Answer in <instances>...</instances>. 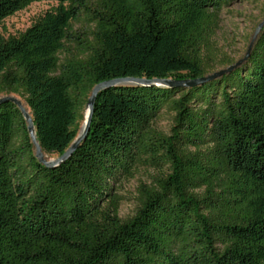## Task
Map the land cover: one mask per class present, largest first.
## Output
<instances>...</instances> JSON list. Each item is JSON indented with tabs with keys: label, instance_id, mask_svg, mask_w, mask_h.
I'll return each mask as SVG.
<instances>
[{
	"label": "trees",
	"instance_id": "1",
	"mask_svg": "<svg viewBox=\"0 0 264 264\" xmlns=\"http://www.w3.org/2000/svg\"><path fill=\"white\" fill-rule=\"evenodd\" d=\"M44 1L58 6L0 38V97L24 100L43 154L59 157L96 85L209 75L219 13L237 0H0V25ZM162 110L168 133L153 127ZM140 168L158 174L122 220L116 187ZM0 264H264V27L202 85L100 91L86 139L53 168L0 104Z\"/></svg>",
	"mask_w": 264,
	"mask_h": 264
},
{
	"label": "rangeland",
	"instance_id": "2",
	"mask_svg": "<svg viewBox=\"0 0 264 264\" xmlns=\"http://www.w3.org/2000/svg\"><path fill=\"white\" fill-rule=\"evenodd\" d=\"M58 6L55 1L34 2L26 9L17 12L3 20L0 25V38L17 37L46 12L53 11ZM264 20V0H237L223 8L219 13L218 29L213 38L211 64L213 70L218 72L227 68V63H236L242 60L253 39L258 25ZM73 31H84L86 23L82 18L71 23ZM21 100L24 108L29 110ZM173 114L162 110L153 121V127L158 131L168 133L172 126ZM48 159L57 155H45ZM158 171L140 168L132 178L122 180L116 187L120 197L119 217L126 220L132 217L137 208V188L141 183L150 184Z\"/></svg>",
	"mask_w": 264,
	"mask_h": 264
},
{
	"label": "water",
	"instance_id": "3",
	"mask_svg": "<svg viewBox=\"0 0 264 264\" xmlns=\"http://www.w3.org/2000/svg\"><path fill=\"white\" fill-rule=\"evenodd\" d=\"M264 27V20L258 25L253 39L249 45L248 52L244 59H246L249 55V51L256 40V37L258 36L259 32L261 29ZM243 59V60H244ZM243 60L237 62L234 65H231L223 70H220L218 72H214L212 74H209L205 77L198 78V79H185V80H173V79H143V78H123V79H115L111 81H106L103 83H100L96 85L92 91L91 94L88 98L87 105H86V111H85V118L84 121L81 125L80 131L75 138V140L72 142L70 147L64 152L63 155L56 157V158H50L47 159L46 156L43 154L41 147L39 143L36 140V135H35V128L33 125V120L32 117L29 113L28 110H26L21 102L20 99H18L16 96L13 95H6L0 97V104L5 103V102H10L13 103L21 112L26 125H27V131L31 140V143L34 148V154L38 162L45 167L53 168L62 162H64L66 159H68L74 151L80 146V144L86 139L89 127H90V122L92 119V114H93V107L94 103L96 100L97 95L100 93V91L106 90L111 87H116L120 85H130V84H137V85H143V86H157V87H167V88H180V89H188L191 87H195L198 85H202L206 82H209L211 80H214L215 78H218L222 75H224L227 72H230L233 68H235L237 65H239Z\"/></svg>",
	"mask_w": 264,
	"mask_h": 264
}]
</instances>
